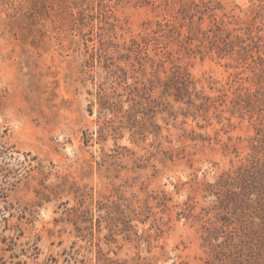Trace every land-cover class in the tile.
Here are the masks:
<instances>
[{
  "label": "rangeland",
  "instance_id": "rangeland-1",
  "mask_svg": "<svg viewBox=\"0 0 264 264\" xmlns=\"http://www.w3.org/2000/svg\"><path fill=\"white\" fill-rule=\"evenodd\" d=\"M262 124L264 0H0V264L253 263Z\"/></svg>",
  "mask_w": 264,
  "mask_h": 264
},
{
  "label": "trees",
  "instance_id": "trees-1",
  "mask_svg": "<svg viewBox=\"0 0 264 264\" xmlns=\"http://www.w3.org/2000/svg\"><path fill=\"white\" fill-rule=\"evenodd\" d=\"M195 7H198L195 2L192 3ZM178 76H183L186 81L190 80V74L188 72H184L183 74L177 73ZM188 95L191 93L187 92ZM190 98V96H188ZM264 125V124H262ZM260 140H257V142H260L261 146L254 147L255 150H264V128L260 129ZM243 172V171H242ZM212 186V185H209ZM216 186H219V189H222L220 192H217V195L221 197L225 192L228 193L227 196L229 198L230 203H234L235 206H241V208H238L237 211H250L251 209L248 207V201H252L253 204H258V209L255 211H263L264 209V162L260 163V165L257 164V166H253L252 169L246 170L244 173H241L240 171L237 173L236 177H233L228 175L227 177L222 176L219 183H217ZM234 190H239L235 191ZM252 195L258 196L256 200H252L250 197ZM247 198V199H245ZM228 204V202H227ZM243 204L245 206H243ZM244 207V208H243ZM236 209V207H235ZM254 213V212H253ZM255 218V217H254ZM257 218V217H256ZM254 228L258 227L255 226V224H252ZM261 229L264 227L260 226ZM259 228V229H260ZM257 252V251H256ZM257 254V253H255ZM259 256L256 255V257L251 258L253 259V263L250 264H264V249L260 251Z\"/></svg>",
  "mask_w": 264,
  "mask_h": 264
}]
</instances>
